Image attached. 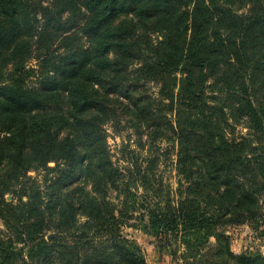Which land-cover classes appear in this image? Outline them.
<instances>
[{
    "label": "trees",
    "instance_id": "trees-1",
    "mask_svg": "<svg viewBox=\"0 0 264 264\" xmlns=\"http://www.w3.org/2000/svg\"><path fill=\"white\" fill-rule=\"evenodd\" d=\"M263 40L264 0H0V264H146L131 220L184 264L210 239L219 264H264L224 230L264 221ZM114 96L171 130L177 191L113 164Z\"/></svg>",
    "mask_w": 264,
    "mask_h": 264
},
{
    "label": "rangeland",
    "instance_id": "rangeland-1",
    "mask_svg": "<svg viewBox=\"0 0 264 264\" xmlns=\"http://www.w3.org/2000/svg\"><path fill=\"white\" fill-rule=\"evenodd\" d=\"M42 1L45 3L47 2V0ZM262 42H264V40ZM31 64H34V62L31 61ZM179 78V74H176L175 83H178ZM256 82H258V80H256ZM142 87V90L132 91V93H130L131 96L137 97L144 94L152 99L157 97L159 90L158 85L149 83ZM176 90L177 89H175V93ZM259 98L260 103H264V95L262 92ZM112 99L114 102L112 101L111 103L112 106L116 107V116L119 117V121L114 127H111L110 124H105L103 128L107 133L106 140L113 164L123 170V168H131L130 166L132 163L136 162L135 160L137 159V163L141 164L142 167L146 166L147 168H153V172L156 175V186L159 185L164 191L168 188H170L172 192L177 191L178 178L174 167L177 146L173 144L171 140L172 137H174L171 130L166 129V126L160 124L161 121L159 123V129L150 126L149 123L148 126L147 123H143L142 125L138 124L135 120V108L133 109V107L127 105L128 103L122 98L114 96ZM179 117L180 120L177 122ZM190 117L189 112H182L180 115L177 114V112L167 114V118L174 126L181 124ZM228 120L229 123L233 124L232 119ZM243 124V121H241L234 127V135L232 134V136H247L249 138L254 136ZM151 163H153V166L150 165ZM50 166H52V164H50ZM28 175L34 177L37 173L30 172ZM41 176L42 174H39L37 177L40 181L42 180ZM46 185L48 186L45 182L41 183L40 189L44 190ZM78 185L82 188L87 184L84 183V181H80ZM133 194L137 202H141L145 199L140 189L133 191ZM6 200H11L10 194L6 195ZM114 200L116 199L114 198ZM136 215H138V213H136L135 216ZM224 230L225 236H227L228 247L234 255H258L264 258V221L259 224L258 227H255V225L241 224L227 226ZM0 231L4 233L7 231L3 227L1 221ZM123 234L127 239L137 244L144 256L146 264H184L180 259L181 247H173V249H180V252H176V257L174 259L171 256V247H161V244H159L153 236L148 235L142 230L141 223H138V221L131 220L130 225L124 228ZM206 247L207 264H219L220 261L218 256L214 255L217 250L214 239H210Z\"/></svg>",
    "mask_w": 264,
    "mask_h": 264
},
{
    "label": "water",
    "instance_id": "water-1",
    "mask_svg": "<svg viewBox=\"0 0 264 264\" xmlns=\"http://www.w3.org/2000/svg\"><path fill=\"white\" fill-rule=\"evenodd\" d=\"M50 237V236H49Z\"/></svg>",
    "mask_w": 264,
    "mask_h": 264
}]
</instances>
